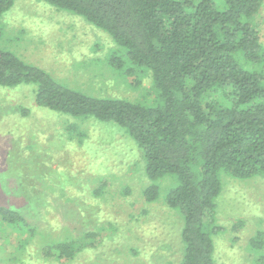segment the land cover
<instances>
[{
	"label": "trees",
	"instance_id": "obj_1",
	"mask_svg": "<svg viewBox=\"0 0 264 264\" xmlns=\"http://www.w3.org/2000/svg\"><path fill=\"white\" fill-rule=\"evenodd\" d=\"M42 1L106 33L116 46L108 64L135 85L148 76L155 98L146 104L94 97L1 48L0 87L30 85L42 110L122 129L141 152L150 181L175 179L164 200L181 219L180 264H217L221 229L214 218L222 175L264 176V45L255 25L264 0ZM13 3L0 0V20ZM66 130L72 138L84 135L76 123ZM105 187L100 181L94 197ZM158 196L154 185L143 192L146 203ZM33 220L18 206L0 204V227L18 239L2 262L76 264L84 249L75 239L30 247ZM98 234L84 232L93 243ZM248 245L259 255L254 264H264V234Z\"/></svg>",
	"mask_w": 264,
	"mask_h": 264
},
{
	"label": "rangeland",
	"instance_id": "obj_2",
	"mask_svg": "<svg viewBox=\"0 0 264 264\" xmlns=\"http://www.w3.org/2000/svg\"><path fill=\"white\" fill-rule=\"evenodd\" d=\"M258 20L264 45V4ZM0 25L1 49L70 88L146 104L155 98L148 76L135 85L108 64L116 49L112 39L72 13L42 0H14ZM33 96L30 85L0 87V204L34 216L30 247L75 239L84 249L76 264H180L181 219L164 200L175 179L150 181L141 152L122 129L42 110ZM70 123L83 137L68 135ZM102 180L106 187L95 198ZM221 182L214 259L217 264H254L259 255L248 241L264 234V176L222 175ZM151 185L159 196L146 203L143 192ZM87 230L99 233L94 243L85 237ZM16 237L0 227V264Z\"/></svg>",
	"mask_w": 264,
	"mask_h": 264
}]
</instances>
